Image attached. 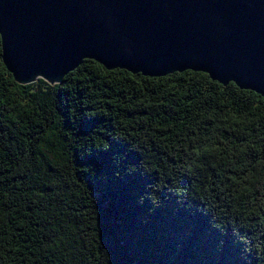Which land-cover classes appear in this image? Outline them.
<instances>
[{
	"label": "trees",
	"instance_id": "obj_1",
	"mask_svg": "<svg viewBox=\"0 0 264 264\" xmlns=\"http://www.w3.org/2000/svg\"><path fill=\"white\" fill-rule=\"evenodd\" d=\"M0 264H264V97L92 59L21 84L0 40Z\"/></svg>",
	"mask_w": 264,
	"mask_h": 264
},
{
	"label": "water",
	"instance_id": "obj_2",
	"mask_svg": "<svg viewBox=\"0 0 264 264\" xmlns=\"http://www.w3.org/2000/svg\"><path fill=\"white\" fill-rule=\"evenodd\" d=\"M13 78L54 84L92 59L144 76L204 72L264 97V0H0Z\"/></svg>",
	"mask_w": 264,
	"mask_h": 264
}]
</instances>
